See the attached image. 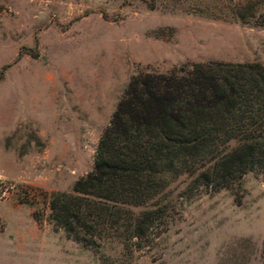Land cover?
<instances>
[{"label":"rangeland","instance_id":"rangeland-1","mask_svg":"<svg viewBox=\"0 0 264 264\" xmlns=\"http://www.w3.org/2000/svg\"><path fill=\"white\" fill-rule=\"evenodd\" d=\"M215 60L264 64V0H0V264H264L256 171L179 198L140 248L96 252L48 219L50 197L91 171L132 76Z\"/></svg>","mask_w":264,"mask_h":264},{"label":"trees","instance_id":"trees-1","mask_svg":"<svg viewBox=\"0 0 264 264\" xmlns=\"http://www.w3.org/2000/svg\"><path fill=\"white\" fill-rule=\"evenodd\" d=\"M252 7L233 17L248 22ZM251 171L264 173L263 63L138 73L101 134L91 171L71 192L50 197L48 219L96 252L108 240L140 248L179 198L230 189Z\"/></svg>","mask_w":264,"mask_h":264}]
</instances>
